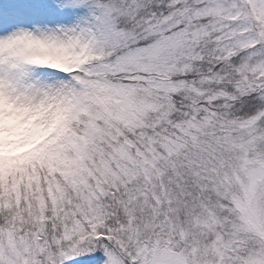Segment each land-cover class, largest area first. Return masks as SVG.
<instances>
[{
	"label": "snow or ice",
	"instance_id": "1",
	"mask_svg": "<svg viewBox=\"0 0 264 264\" xmlns=\"http://www.w3.org/2000/svg\"><path fill=\"white\" fill-rule=\"evenodd\" d=\"M0 105V264H264V0H0Z\"/></svg>",
	"mask_w": 264,
	"mask_h": 264
},
{
	"label": "rangeland",
	"instance_id": "2",
	"mask_svg": "<svg viewBox=\"0 0 264 264\" xmlns=\"http://www.w3.org/2000/svg\"><path fill=\"white\" fill-rule=\"evenodd\" d=\"M16 113L17 116L14 119L6 122L7 116ZM14 115V114H13ZM27 126V134L22 132L13 138L10 141H7L9 135L6 132H12V129L16 126ZM55 126V120L50 123H44L39 121V117L36 115H23L20 112L9 111L5 113V110L2 105H0V131L3 129L6 132L0 133V142L5 144H0V158L4 155H11L13 158L19 156L21 161L26 162L29 158H35L37 155L36 152L31 150L36 148V145H39L41 141H44L46 137L50 135ZM12 128V129H11ZM6 138V139H4ZM52 140H49L48 143H51ZM2 162L0 161V167ZM15 165V163H13ZM35 177H33L34 179Z\"/></svg>",
	"mask_w": 264,
	"mask_h": 264
},
{
	"label": "bare ground",
	"instance_id": "3",
	"mask_svg": "<svg viewBox=\"0 0 264 264\" xmlns=\"http://www.w3.org/2000/svg\"><path fill=\"white\" fill-rule=\"evenodd\" d=\"M14 114V115H13ZM13 114H11V115H9V116H7V118L5 119L6 120V122H9V120H11V119H14L16 116H17V114L16 113H13ZM12 129V128H11ZM2 132H6V130L5 129H3L2 131H0V133H2ZM21 133V126H16V127H14L13 129H12V132H6V134L7 135H9V137H7V141H10V140H12L13 138H15L16 136H18L19 134ZM4 139H6V138H4ZM0 144L1 145H3V144H5L4 142H0Z\"/></svg>",
	"mask_w": 264,
	"mask_h": 264
},
{
	"label": "trees",
	"instance_id": "4",
	"mask_svg": "<svg viewBox=\"0 0 264 264\" xmlns=\"http://www.w3.org/2000/svg\"><path fill=\"white\" fill-rule=\"evenodd\" d=\"M54 141H52L51 143H53ZM49 143V144H51ZM0 161L2 162V166L0 167V174H3L4 169H5V162L7 161L9 165H13V163H15V165H20L22 163H24V161H21L19 157H16L15 159H12L10 156H4L0 159Z\"/></svg>",
	"mask_w": 264,
	"mask_h": 264
},
{
	"label": "clouds",
	"instance_id": "5",
	"mask_svg": "<svg viewBox=\"0 0 264 264\" xmlns=\"http://www.w3.org/2000/svg\"><path fill=\"white\" fill-rule=\"evenodd\" d=\"M26 127H27L26 125L21 127V132H22L23 134H25V135L27 134V132H26Z\"/></svg>",
	"mask_w": 264,
	"mask_h": 264
}]
</instances>
